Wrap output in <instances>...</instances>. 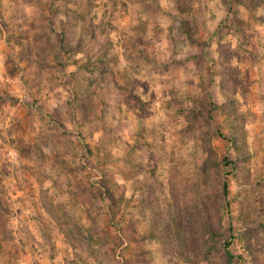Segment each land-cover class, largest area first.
Listing matches in <instances>:
<instances>
[{
    "label": "rangeland",
    "instance_id": "rangeland-1",
    "mask_svg": "<svg viewBox=\"0 0 264 264\" xmlns=\"http://www.w3.org/2000/svg\"><path fill=\"white\" fill-rule=\"evenodd\" d=\"M0 51V264H264V0H0Z\"/></svg>",
    "mask_w": 264,
    "mask_h": 264
},
{
    "label": "trees",
    "instance_id": "trees-1",
    "mask_svg": "<svg viewBox=\"0 0 264 264\" xmlns=\"http://www.w3.org/2000/svg\"><path fill=\"white\" fill-rule=\"evenodd\" d=\"M189 0H186V2H188ZM105 192H107L108 193V195L110 196V198H111V200H113V201H115L114 199H115V197H114V195L112 194V191L109 189V187L105 184V183H103V182H101V186H100ZM222 197H223V199H224V202L226 203V207L228 208L229 206H230V204H229V201H228V198H229V183L225 180L224 182H223V190H222ZM226 245H228V242H227V244ZM229 253V252H228ZM229 256L231 257L232 256V254H230L229 253Z\"/></svg>",
    "mask_w": 264,
    "mask_h": 264
},
{
    "label": "built area",
    "instance_id": "built-area-1",
    "mask_svg": "<svg viewBox=\"0 0 264 264\" xmlns=\"http://www.w3.org/2000/svg\"><path fill=\"white\" fill-rule=\"evenodd\" d=\"M4 56L2 52L0 51V77L9 85L14 86L15 79L11 77L10 75H7L4 73Z\"/></svg>",
    "mask_w": 264,
    "mask_h": 264
}]
</instances>
